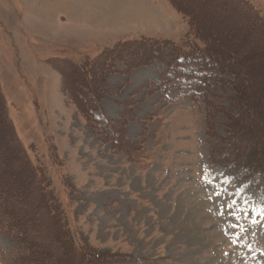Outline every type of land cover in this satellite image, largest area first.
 Segmentation results:
<instances>
[{
  "label": "rangeland",
  "instance_id": "374dc122",
  "mask_svg": "<svg viewBox=\"0 0 264 264\" xmlns=\"http://www.w3.org/2000/svg\"><path fill=\"white\" fill-rule=\"evenodd\" d=\"M67 1L0 0V186L20 197L36 253L0 233V264H72L74 252L79 263L264 264V203L258 206L260 185L250 186L244 172L255 168L259 153L252 151L264 141L261 30L241 19L238 5L227 3L228 10L227 0H145V9L113 24L73 14ZM80 1H94L93 13L123 8L122 0ZM179 1L239 63L241 100L259 101L245 125L254 134L238 124L246 116L231 75L213 70L203 79L184 57L166 65L174 62L169 54L205 47ZM246 1L264 18V0ZM141 40L142 47H171L167 58L119 69L118 51L109 54ZM137 50L124 60L139 58ZM91 61H98L92 79L68 67ZM83 86L98 93L96 117L112 122L113 136L89 120ZM8 124L18 154L7 150ZM24 158L38 172V189ZM44 193L56 228L47 222Z\"/></svg>",
  "mask_w": 264,
  "mask_h": 264
},
{
  "label": "trees",
  "instance_id": "16d2710c",
  "mask_svg": "<svg viewBox=\"0 0 264 264\" xmlns=\"http://www.w3.org/2000/svg\"><path fill=\"white\" fill-rule=\"evenodd\" d=\"M210 1V0H209ZM180 2V1H179ZM225 3V7L230 10L232 9V6L227 4V3H234L235 5V9L237 8L236 5H238L239 9L242 10V17L241 19L245 21L248 20V17L251 18V24L254 26H256V29L261 30L262 33V37L264 38V18L260 15L259 12H257L246 0H227V2ZM179 4H181L183 6V8L187 11L186 13H190V21L192 22L193 25V31H194V36L195 38H197L198 40L201 41V43H203L205 45L204 49H196L195 48H191V51L189 53H185L183 56V53H178L177 55L173 56L172 54H169L168 57H171V60H173L174 58V62H168L166 65L168 67H170L172 64H176L179 65L178 59L180 57H184V58H189L190 62H193L194 64L197 65V68L199 70H203L204 73L201 75V77L203 79H206V73L207 71H216L220 74L221 78L224 75H231L233 78V85H235L236 91L239 94V100L242 99V94L246 95L245 92V88H244V83L239 81V76L238 73L236 71V69L234 68H238L239 67V63L236 61L231 60L230 57V52L227 50L226 46H219L215 44V41H213L210 37H208L206 34H204V32L201 29V25H200V20L198 17V14L188 8L185 4H183L182 2H180ZM234 36V35H233ZM232 36V37H233ZM144 41H139V47L138 46H130V47H116L114 48V50L109 54V56L118 51V55L120 56L119 58V69H128L130 67H135L138 65H149L154 63L156 60H160L162 61L163 59L167 58L164 48H171V47H167L166 44L162 43V45L160 43H158L157 41H152V45H143V47L141 46V43H143ZM166 45V46H165ZM225 47V48H224ZM130 48V50H128ZM137 48H141V55L139 56V58L133 59L130 58L129 61H125L124 57L128 54L127 52L130 51H134L137 52ZM144 48H148V50L145 51ZM173 50L175 52H177L175 50V48H173ZM148 51V52H147ZM145 52V53H144ZM138 53V52H137ZM107 54L103 53L102 54V60L106 59ZM244 57V56H243ZM170 60V61H171ZM97 64L98 61L95 62H87V64L85 66H83V68H77L76 66H74L72 63L68 66L70 68L74 67L76 69H74L75 71H79L81 69H83L82 71L86 72H81L79 76H86L89 79H92L93 77V68L92 65ZM105 64H107V67H111L112 69L115 68L114 63H108L105 60ZM91 69V71L89 70ZM240 70V69H237ZM90 72V73H89ZM89 73V74H88ZM82 82V81H81ZM81 82L77 81L78 86L81 85ZM76 85V87H78ZM200 87L202 85H199ZM82 92L83 95L82 97L80 95V99L82 100V103L84 105V109L88 114V118L91 121H94L96 123V125L98 126V128L100 129L101 132H105V133H109L111 136L114 135V131L112 130V122L109 121L108 119L105 120H100L96 117V113L99 112V100L97 98L96 93H94L93 91H89L90 88L87 86H83L82 87ZM243 90V92H242ZM88 92V93H86ZM78 94V93H77ZM247 96V95H246ZM204 102L206 103L207 107L211 108L214 107L213 102L208 101L207 99L204 100ZM242 104L244 106L243 108V113L241 115L246 116V118H240V123H238L240 125L241 129H248L251 133L254 134V132L256 131V128L254 127H247L245 125H247V116H251L252 113L254 111H252V108L258 105V97L253 96L252 98L250 97H246V101H242ZM2 109H3V104H2ZM238 118V117H237ZM244 119V120H243ZM5 121H7L8 123V119H6ZM233 122V121H231ZM237 120L234 121V124H237ZM9 125V124H8ZM9 133H8V140L10 141V145H7V150L12 151V152H16L18 154V149L22 152L20 143L18 142L17 136H16V132L14 130L13 125H9ZM116 138V137H115ZM118 143V140H115ZM260 142V141H259ZM257 143V142H256ZM17 145V148H15V146ZM255 153H259V155L256 156V162H255V168H253L252 166H248L245 165V168L247 169V172L251 173V176L249 173H247L246 171L245 174L246 176L249 177L250 179V183L252 186H259V200L260 203H264V141L258 143V145L256 144L255 149L252 151ZM10 153V152H9ZM11 154V153H10ZM250 155H254V154H250ZM255 156V155H254ZM27 158V157H26ZM24 158V159H26ZM25 161V165L27 167H25L23 165V170H26L27 172H29L31 174V180L33 182V186H35V188H37V185L39 184V179H38V172L33 171L31 166H30V162L28 161V159L24 160ZM249 164V163H248ZM254 169V170H252ZM33 174V176H32ZM8 187V185H5V187ZM38 189V188H37ZM43 199H44V204H45V208H46V213L47 216L49 218V220H47L48 224L50 222H54V218L55 215L53 214L54 212H52V209L47 208V201L45 202V193L42 195ZM20 197H16L13 196L10 191L9 188H4L2 185L0 186V233H8L10 236L14 237L18 242H22L23 245H27L28 250L30 251V255L36 254L33 251V245L32 243V239L34 238L33 236H35V234L32 232V224H30V226L28 225L27 228V215L26 214H20ZM47 224V225H48ZM49 226V225H48ZM52 228H56V224L54 222V227ZM32 233L33 236H30L29 233ZM60 240L63 241V236L62 234H59ZM72 248H70L71 250ZM75 250V249H74ZM24 253H20L18 254V256L16 257L15 261H21L23 258ZM75 257V258H74ZM72 264H102V259L100 257H95V258H90L89 262H82L79 263L80 260H82V254H79V256L76 255V253L74 252V255L72 254ZM130 260H132V258H129ZM76 262V263H74ZM134 263V259L133 261H131Z\"/></svg>",
  "mask_w": 264,
  "mask_h": 264
},
{
  "label": "bare ground",
  "instance_id": "6f19581e",
  "mask_svg": "<svg viewBox=\"0 0 264 264\" xmlns=\"http://www.w3.org/2000/svg\"><path fill=\"white\" fill-rule=\"evenodd\" d=\"M144 1L145 0H122L120 4L123 7L122 10L120 9V11L113 12V9H108V10L104 9L102 10L101 13L91 12L93 9H95L94 7L96 6V3L94 1H89L84 3L81 2L80 0H69V2L67 1L68 4L67 3L66 4H67V9H70L73 14L81 13L84 14L83 16H91L95 20L102 21L105 24H109V23L113 24L115 22H118L120 19L124 18V15H129L131 13L134 14L142 9H145V7H143ZM150 12L152 13V10ZM145 14H148L147 11L145 12ZM53 225L54 222L51 223V226Z\"/></svg>",
  "mask_w": 264,
  "mask_h": 264
}]
</instances>
